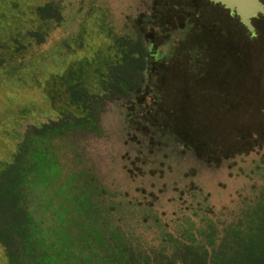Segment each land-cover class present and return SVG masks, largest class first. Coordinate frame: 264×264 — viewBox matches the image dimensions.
Instances as JSON below:
<instances>
[{
  "label": "rangeland",
  "instance_id": "1",
  "mask_svg": "<svg viewBox=\"0 0 264 264\" xmlns=\"http://www.w3.org/2000/svg\"><path fill=\"white\" fill-rule=\"evenodd\" d=\"M49 2L61 6L62 21L40 20L36 9ZM158 3L0 0V172L28 127L74 109L58 91L62 75L85 64L88 87L97 91L96 68L116 55L115 39L140 33L152 50L145 87L134 99L108 104L103 135L60 141L64 177L89 169L109 209L135 220L150 212L173 220L203 203L224 222L256 197L264 183V14L254 19L255 38L242 32L240 58L222 45L193 54L186 43L174 46L173 32L195 12L220 14L206 0H168L167 21ZM0 264H8L1 244Z\"/></svg>",
  "mask_w": 264,
  "mask_h": 264
},
{
  "label": "trees",
  "instance_id": "2",
  "mask_svg": "<svg viewBox=\"0 0 264 264\" xmlns=\"http://www.w3.org/2000/svg\"><path fill=\"white\" fill-rule=\"evenodd\" d=\"M36 13L42 22L63 18L54 2ZM114 48L116 55L96 68L97 91L88 87L85 64L60 77L58 91L74 109L28 127L0 172V244L8 264H264V183L230 220L207 214L202 203L164 221L153 212L135 220L109 209L104 186L87 168L64 177L60 141L103 135L108 104L134 99L145 87V37L119 36Z\"/></svg>",
  "mask_w": 264,
  "mask_h": 264
},
{
  "label": "flooded vegetation",
  "instance_id": "3",
  "mask_svg": "<svg viewBox=\"0 0 264 264\" xmlns=\"http://www.w3.org/2000/svg\"><path fill=\"white\" fill-rule=\"evenodd\" d=\"M168 0H159V8L168 21L169 13L171 10L170 4L167 3ZM207 7L214 10L215 13L220 14V16H205L202 17V11L200 13H196L194 16H189L193 18H187V24L184 25L183 28L178 27L177 31L173 33L176 35V42H174L175 47L181 46L186 43L187 46L190 47L191 52L193 54H200L194 52L196 49H200L201 52L204 51L205 47L210 50L211 48H216L217 46H223L228 54L232 53L234 55L238 54V58L242 55V47L245 45L242 33L244 30H247L250 33V36L255 38L257 33V27L254 23V19H252V23L255 27L256 34L253 35L247 26L241 21V18L237 13H231L229 9H227L224 5L220 3H216L213 0H206ZM178 12L180 14H184V10L182 7L178 8ZM260 15V14H259ZM258 15V16H259ZM166 25V24H164ZM232 25H236L235 27H231ZM162 26V24H159ZM163 27V26H162ZM166 28V27H165ZM237 33V34H235ZM197 36L199 42H194L193 37ZM221 40V43L220 41ZM206 42V43H205ZM214 42H217V45H214ZM147 44V43H146ZM148 46V45H147ZM217 49V48H216ZM152 50L149 48L150 56ZM159 53H157L154 57H158ZM163 56L159 57L160 62H164L166 58L163 60ZM151 68H152V60H151ZM150 68V69H151ZM166 66L164 67V69ZM164 69L162 71H164Z\"/></svg>",
  "mask_w": 264,
  "mask_h": 264
},
{
  "label": "water",
  "instance_id": "4",
  "mask_svg": "<svg viewBox=\"0 0 264 264\" xmlns=\"http://www.w3.org/2000/svg\"><path fill=\"white\" fill-rule=\"evenodd\" d=\"M224 5L231 13H237L241 21L247 26L249 31L255 35V27L252 19L259 14H264V2L262 0H213Z\"/></svg>",
  "mask_w": 264,
  "mask_h": 264
}]
</instances>
